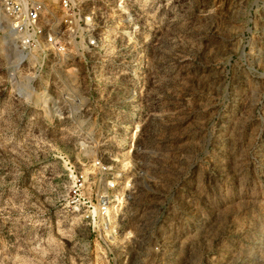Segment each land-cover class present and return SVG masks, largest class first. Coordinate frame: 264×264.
Returning <instances> with one entry per match:
<instances>
[{
  "label": "rangeland",
  "instance_id": "1",
  "mask_svg": "<svg viewBox=\"0 0 264 264\" xmlns=\"http://www.w3.org/2000/svg\"><path fill=\"white\" fill-rule=\"evenodd\" d=\"M136 2L66 62L0 11V264H264V4Z\"/></svg>",
  "mask_w": 264,
  "mask_h": 264
},
{
  "label": "built area",
  "instance_id": "2",
  "mask_svg": "<svg viewBox=\"0 0 264 264\" xmlns=\"http://www.w3.org/2000/svg\"><path fill=\"white\" fill-rule=\"evenodd\" d=\"M255 4L263 5L264 0H254ZM0 11L10 23V29L21 33L26 40L19 42L18 50L24 55L18 61L21 63L25 58L24 49L27 48V41L40 42L44 45V53L47 57L57 56L59 61L66 62L67 52L65 44L69 41H81L89 49L98 48L97 41L101 34L108 28V20L104 17L115 14L131 16L142 14L144 8L136 0H0ZM123 23L124 20L121 19ZM15 44V43H14ZM43 52V50H41ZM75 74L67 75L58 73L55 75L52 86L48 83L44 86V93L57 94L60 96L75 95L76 87ZM67 102L68 109H75L78 106V99H70ZM69 100V101H70ZM51 112L59 113L63 107L55 100L49 103ZM80 110L82 108H79ZM54 113L56 120L63 116ZM101 169H104L101 166ZM109 188L115 187L110 183ZM105 203L98 205L99 213L105 210Z\"/></svg>",
  "mask_w": 264,
  "mask_h": 264
},
{
  "label": "bare ground",
  "instance_id": "3",
  "mask_svg": "<svg viewBox=\"0 0 264 264\" xmlns=\"http://www.w3.org/2000/svg\"><path fill=\"white\" fill-rule=\"evenodd\" d=\"M17 54H18V51H17Z\"/></svg>",
  "mask_w": 264,
  "mask_h": 264
}]
</instances>
